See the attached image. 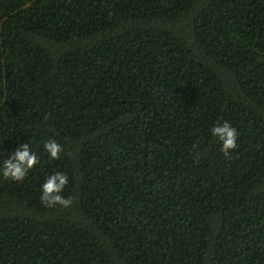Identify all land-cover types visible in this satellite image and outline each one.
Segmentation results:
<instances>
[{
  "label": "trees",
  "instance_id": "16d2710c",
  "mask_svg": "<svg viewBox=\"0 0 264 264\" xmlns=\"http://www.w3.org/2000/svg\"><path fill=\"white\" fill-rule=\"evenodd\" d=\"M23 144L0 264H264V0H0V168Z\"/></svg>",
  "mask_w": 264,
  "mask_h": 264
},
{
  "label": "clouds",
  "instance_id": "9594fccd",
  "mask_svg": "<svg viewBox=\"0 0 264 264\" xmlns=\"http://www.w3.org/2000/svg\"><path fill=\"white\" fill-rule=\"evenodd\" d=\"M211 132L221 142L224 155L229 157L230 151L237 147V129L225 121L222 124L214 126ZM44 149L50 155V158L54 160L60 158V153L63 150L62 146L55 140L46 141L44 143ZM37 163H39V158L31 150L30 145L23 144L20 148L14 150L8 159L3 161L0 174L5 179L20 182L25 179L29 170ZM68 183V176L62 172H56L46 177L45 182L41 186V203L46 207H54L56 205L62 207L71 206L73 203L72 198H66L61 195Z\"/></svg>",
  "mask_w": 264,
  "mask_h": 264
}]
</instances>
